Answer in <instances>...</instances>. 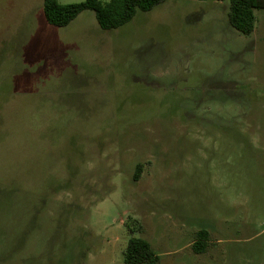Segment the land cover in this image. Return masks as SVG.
<instances>
[{"label":"rangeland","instance_id":"374dc122","mask_svg":"<svg viewBox=\"0 0 264 264\" xmlns=\"http://www.w3.org/2000/svg\"><path fill=\"white\" fill-rule=\"evenodd\" d=\"M43 4L0 0V264H125L131 237L158 264H264V8L245 35L230 0L114 29Z\"/></svg>","mask_w":264,"mask_h":264},{"label":"trees","instance_id":"16d2710c","mask_svg":"<svg viewBox=\"0 0 264 264\" xmlns=\"http://www.w3.org/2000/svg\"><path fill=\"white\" fill-rule=\"evenodd\" d=\"M165 0H84L77 3L61 4L58 0H44L46 20L55 26H66L81 12L93 10L103 29H114L132 20L136 13L149 11ZM264 8V0H230L228 20L239 32L249 35L256 25V10ZM141 166L137 167L139 176ZM208 231L201 229L192 245L196 253L207 249ZM160 256L151 244L142 237H131L124 252L125 264H158Z\"/></svg>","mask_w":264,"mask_h":264},{"label":"crops","instance_id":"0c3cea01","mask_svg":"<svg viewBox=\"0 0 264 264\" xmlns=\"http://www.w3.org/2000/svg\"><path fill=\"white\" fill-rule=\"evenodd\" d=\"M44 5V4H43Z\"/></svg>","mask_w":264,"mask_h":264}]
</instances>
